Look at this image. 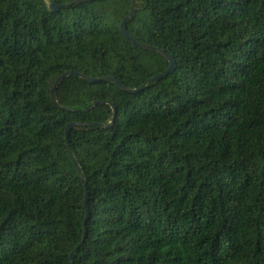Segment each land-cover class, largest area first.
I'll return each instance as SVG.
<instances>
[{
  "label": "trees",
  "instance_id": "obj_1",
  "mask_svg": "<svg viewBox=\"0 0 264 264\" xmlns=\"http://www.w3.org/2000/svg\"><path fill=\"white\" fill-rule=\"evenodd\" d=\"M51 2L0 0V264H264V0H135L148 85L131 0Z\"/></svg>",
  "mask_w": 264,
  "mask_h": 264
},
{
  "label": "water",
  "instance_id": "obj_2",
  "mask_svg": "<svg viewBox=\"0 0 264 264\" xmlns=\"http://www.w3.org/2000/svg\"><path fill=\"white\" fill-rule=\"evenodd\" d=\"M92 1H95V0H75L71 3H68V4H62V5H58L56 3V0H52V2L50 3L49 5V10L53 11V12H59L60 10L70 6V5H73V4H77V3H86V2H92ZM136 15V2L135 0H131V8H130V11L128 13V15L124 18V20L122 21L121 25H120V30H121V33L131 42H133L134 45H136L138 48L144 50V51H150V52H154V53H158L160 54L162 57H164L168 63H169V66L168 68L166 69V71L162 72L161 74H159L158 76H155L149 80L146 81V85L148 84H151V83H154V82H157V81H160L166 77H168L169 75L173 74L177 68H178V64L176 62V60L171 57L164 49H160V48H156V47H152L150 45H145V44H142L140 42H138L135 38H133L129 33H128V30H127V24L130 20L134 19ZM71 76H74V77H78L82 80H85V81H88L89 83H92V84H95V83H100V82H104V81H107L109 80L111 83H113L115 86H117L119 89L127 92V93H130V94H138L142 91H144L145 89V85H143L142 87L138 88V89H128L126 86L124 85H121L120 83H118L116 80L110 78V77H107V78H92V77H88L82 73H79V72H75V71H68L66 73H64L63 75H61L55 82L54 84V87H53V91H52V99H53V102L61 109V110H66V108L64 107H61L59 106L56 98H55V91L56 89L60 86V84L67 78L71 77ZM108 104H110L109 102H107ZM99 103L96 102L94 104V107H96ZM113 108V117H112V120L107 124V125H104V124H99L98 127L100 128H105V129H111L113 128L115 122H116V119H117V110L115 107H112ZM76 126L75 123H72V124H69L67 125V128H66V131H65V138H66V143H67V150H68V153H69V156L74 164V166L77 168V170L80 172V168H79V165H78V162L77 160L75 159V157L73 156L72 152H71V149H70V145H69V137H70V129L72 127ZM88 202H89V192L88 190L86 191V198H85V208H86V219H85V222H84V236H83V241L82 243L85 241V238L87 236V221H88V217H89V208H88ZM81 245H79L71 254H70V261H71V264H74V260H75V257L77 255V252L78 250L80 249Z\"/></svg>",
  "mask_w": 264,
  "mask_h": 264
}]
</instances>
